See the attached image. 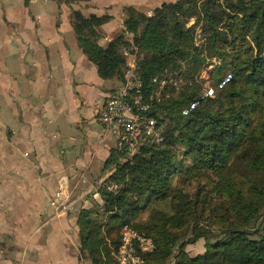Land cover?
Segmentation results:
<instances>
[{"label": "trees", "instance_id": "16d2710c", "mask_svg": "<svg viewBox=\"0 0 264 264\" xmlns=\"http://www.w3.org/2000/svg\"><path fill=\"white\" fill-rule=\"evenodd\" d=\"M109 18L74 9L79 44L107 79L123 80L136 56L164 138L111 154L102 204L79 215L83 254L117 264L130 224L155 243L142 264H264V0L127 6L125 28L101 45ZM168 76L183 80L153 81ZM199 238L205 251L193 256L186 246Z\"/></svg>", "mask_w": 264, "mask_h": 264}, {"label": "crops", "instance_id": "0c3cea01", "mask_svg": "<svg viewBox=\"0 0 264 264\" xmlns=\"http://www.w3.org/2000/svg\"><path fill=\"white\" fill-rule=\"evenodd\" d=\"M168 1L0 0V264H93L78 220L102 204L96 186L114 171L106 165L116 140L97 109L120 80L99 74L72 12L109 15L99 40L106 45L125 28V7L149 13ZM61 178L66 209L52 204Z\"/></svg>", "mask_w": 264, "mask_h": 264}, {"label": "built area", "instance_id": "2783aa9c", "mask_svg": "<svg viewBox=\"0 0 264 264\" xmlns=\"http://www.w3.org/2000/svg\"><path fill=\"white\" fill-rule=\"evenodd\" d=\"M149 13L152 14L153 10ZM182 80V77L173 76L153 79L160 88L172 83L179 85ZM151 108L148 89L134 64L127 70L120 84L109 93L104 105L97 109V115L104 130L115 138L116 148L128 156H133L145 140L164 138L163 127L150 113ZM103 183L104 181H101L96 187L99 188ZM108 188L111 189L112 186L108 185ZM94 196H99L98 189ZM68 203L69 182L68 179L61 178L52 204L57 208L66 209ZM154 248L155 243L150 236L141 233L130 224H125L121 243L114 255L117 264H142L144 255Z\"/></svg>", "mask_w": 264, "mask_h": 264}, {"label": "rangeland", "instance_id": "374dc122", "mask_svg": "<svg viewBox=\"0 0 264 264\" xmlns=\"http://www.w3.org/2000/svg\"><path fill=\"white\" fill-rule=\"evenodd\" d=\"M133 58H134V55L133 54H130L129 55V60L130 61H132L133 60ZM206 73V72H205ZM115 78V77H114ZM116 80V79H115ZM192 236V234L189 236V237H191ZM205 239L204 238H199L198 240H196L195 242H191V243H189L187 246H186V249H187V251L191 254V255H193V256H195V255H197V254H199V253H203L204 251H205ZM173 260V259H172ZM169 264H172V261H171V263H169Z\"/></svg>", "mask_w": 264, "mask_h": 264}]
</instances>
